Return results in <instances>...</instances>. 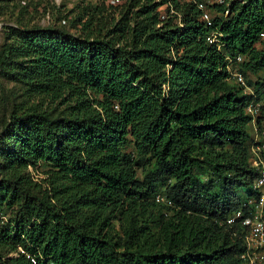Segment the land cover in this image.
<instances>
[{
    "label": "trees",
    "instance_id": "16d2710c",
    "mask_svg": "<svg viewBox=\"0 0 264 264\" xmlns=\"http://www.w3.org/2000/svg\"><path fill=\"white\" fill-rule=\"evenodd\" d=\"M227 1L209 7L212 27L192 2L132 0L133 19L128 9L106 33L89 18L79 34L36 29L0 44V70L25 54L30 88L53 103L4 108L0 209L20 211L15 227H0V264H243L246 227L228 219L259 196L251 157L252 143L264 144V77L245 93L227 58L235 69L241 56L244 73L264 71V0ZM259 102L256 141L247 107ZM57 105L71 110L54 115ZM130 141L136 156L124 151ZM39 161L50 167L42 195L26 173ZM161 185L172 214L154 231L148 199Z\"/></svg>",
    "mask_w": 264,
    "mask_h": 264
},
{
    "label": "rangeland",
    "instance_id": "374dc122",
    "mask_svg": "<svg viewBox=\"0 0 264 264\" xmlns=\"http://www.w3.org/2000/svg\"><path fill=\"white\" fill-rule=\"evenodd\" d=\"M131 3L132 0H121L118 5L112 4L109 0H0V44L18 41V36L22 35L24 31L36 29L63 30L71 34H79L82 24L89 18H93L94 28L97 27V24L101 25V27L102 25L107 26L103 30L106 33L114 23L121 19L128 9L132 12L131 18L133 19L132 14L135 15L134 12L140 7L133 6L130 8ZM165 8L164 5L160 9L163 14H166ZM212 9L214 10L213 7ZM213 14H217L218 17L223 15L214 11ZM133 24L132 20L130 25L133 26ZM125 34L126 40L132 43L131 30L126 31ZM123 43V40H120V44ZM258 46L262 47L263 44L261 43ZM241 61L236 64L234 70L243 75L245 84L239 83L235 76L232 77L231 82L234 85L243 86L245 93L252 94L254 87L248 85V80L256 81L258 78H263L264 71L259 73L247 71L244 73L241 71L243 62ZM29 65L30 62L25 54L14 52L9 56L3 69L0 70V134L3 131L2 120L5 106H7L9 113L14 110L18 114L25 110H44L52 109L53 107V103L46 94L38 93L30 88L25 76L30 71ZM259 103V111L254 116L252 115L254 120L250 123V130L256 141L261 140V138L257 134L259 130L255 118L263 115L262 103ZM70 110L71 108L66 107V105H57L53 110V114L59 116L68 113ZM247 112L249 113V111ZM262 125L264 134V121ZM252 145L255 148V144L252 143ZM124 151L131 153L133 156L137 155L133 141H130L124 147ZM251 162L253 163L252 159ZM143 163H145V166L137 167V174L139 180L146 182L149 169L153 168V161L147 157L143 158ZM49 168V165L39 161L36 165H29L26 170L33 182L39 184L34 189V192L38 195H42L48 188L45 179ZM165 188L164 185H161L154 200L152 198L148 199L150 202L155 201L157 204L149 205L148 207L153 215L149 220L154 231L158 230L160 214H172V211L165 207V205L169 204L165 196ZM19 211L18 205L11 208L4 206L3 209H0V227H7L8 224H10L8 227H15L17 225L16 216ZM111 234H114V236L121 234L119 223L116 220L114 221V228ZM21 249L22 247H19V250Z\"/></svg>",
    "mask_w": 264,
    "mask_h": 264
},
{
    "label": "built area",
    "instance_id": "2783aa9c",
    "mask_svg": "<svg viewBox=\"0 0 264 264\" xmlns=\"http://www.w3.org/2000/svg\"><path fill=\"white\" fill-rule=\"evenodd\" d=\"M112 4H119L121 0H109ZM187 2L194 3L197 8L202 12V19L206 22L207 26H213V17L209 7L215 4H229L227 0H184ZM264 37V32L261 33ZM210 43H220L219 33L217 30H212L208 36ZM227 69L235 76L238 81L245 84L244 77L238 71L233 69V58H227ZM242 57L238 56L237 61H241ZM259 104L250 103L247 110L251 115L258 113ZM264 137V136H263ZM264 144L258 145L253 148V165L259 170V177L253 184V190L258 193V198L249 199L248 203L251 205L247 213L244 208H239L235 213L228 219L229 223L234 222L237 218L242 220V225L245 226L246 232L244 235V246L245 250L241 254L243 264H264ZM21 251L24 252L23 249ZM31 260L36 263L35 257L27 255Z\"/></svg>",
    "mask_w": 264,
    "mask_h": 264
}]
</instances>
